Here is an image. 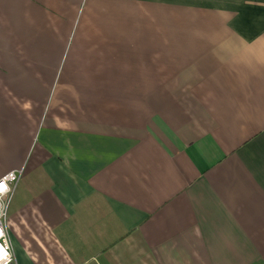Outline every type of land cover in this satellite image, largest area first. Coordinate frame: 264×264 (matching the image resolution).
<instances>
[{
    "label": "crops",
    "instance_id": "1",
    "mask_svg": "<svg viewBox=\"0 0 264 264\" xmlns=\"http://www.w3.org/2000/svg\"><path fill=\"white\" fill-rule=\"evenodd\" d=\"M16 264H264V0H0V181Z\"/></svg>",
    "mask_w": 264,
    "mask_h": 264
},
{
    "label": "built area",
    "instance_id": "2",
    "mask_svg": "<svg viewBox=\"0 0 264 264\" xmlns=\"http://www.w3.org/2000/svg\"><path fill=\"white\" fill-rule=\"evenodd\" d=\"M18 179L19 175L13 172L0 181V185L3 182L7 184L4 190H0V264H16L7 229V205L4 198L13 193L15 190L13 184Z\"/></svg>",
    "mask_w": 264,
    "mask_h": 264
},
{
    "label": "bare ground",
    "instance_id": "3",
    "mask_svg": "<svg viewBox=\"0 0 264 264\" xmlns=\"http://www.w3.org/2000/svg\"><path fill=\"white\" fill-rule=\"evenodd\" d=\"M6 187H7V184L3 182V183L0 185V190H4V188H6Z\"/></svg>",
    "mask_w": 264,
    "mask_h": 264
},
{
    "label": "rangeland",
    "instance_id": "4",
    "mask_svg": "<svg viewBox=\"0 0 264 264\" xmlns=\"http://www.w3.org/2000/svg\"><path fill=\"white\" fill-rule=\"evenodd\" d=\"M16 185H17V182L15 184H13V186H15V187H16Z\"/></svg>",
    "mask_w": 264,
    "mask_h": 264
}]
</instances>
